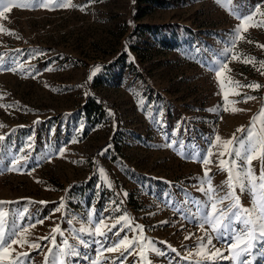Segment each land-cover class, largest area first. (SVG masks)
<instances>
[{
	"label": "rangeland",
	"instance_id": "374dc122",
	"mask_svg": "<svg viewBox=\"0 0 264 264\" xmlns=\"http://www.w3.org/2000/svg\"><path fill=\"white\" fill-rule=\"evenodd\" d=\"M24 2L11 0L0 16V57L5 67L18 69L0 71V170L16 156L29 160L21 172H0V201L9 202L0 210L13 215L26 210L25 219L17 220L21 225L28 217L44 218V223L22 237L41 247L12 245V256L28 251V264H45L53 245L38 238L59 226L63 235L55 234V244L66 240L81 253L68 264H90L84 257L94 260L97 246L79 230L89 227L94 210L95 216L106 217L108 227L122 215L142 225L143 243L151 241L164 253L149 251L150 264H194L196 257H184L195 253L196 238L204 233L198 217L181 220V212L195 214L196 202L207 200L197 190L204 166L194 157L206 154L216 135L222 140L242 136L236 130L248 127L264 108V48L258 46L264 45V26H255L264 20V0H59L69 6L50 4L51 10L18 6ZM237 14L253 20L217 78L209 69L215 54L234 39L242 22ZM166 24L172 29L151 28ZM249 83L262 87H243ZM246 95L255 99L245 102ZM87 99L100 106V116H84ZM220 151L212 148L207 166L217 196L228 191L227 173L218 170ZM252 165L258 176L260 162ZM235 194L242 207H252L248 191L237 187ZM186 195L193 203H183ZM62 200L61 211H55ZM189 233L193 236L185 240ZM125 235L132 240L140 233L124 228L120 236ZM212 243L229 255L223 243ZM139 250L124 264H138ZM119 256L104 252L101 264H116ZM251 264H264V258L255 257Z\"/></svg>",
	"mask_w": 264,
	"mask_h": 264
},
{
	"label": "snow or ice",
	"instance_id": "6c2138e0",
	"mask_svg": "<svg viewBox=\"0 0 264 264\" xmlns=\"http://www.w3.org/2000/svg\"><path fill=\"white\" fill-rule=\"evenodd\" d=\"M11 0H0V16H3L5 12L9 10V4ZM228 2V0H223ZM50 4H55L58 7H68V4L60 3L59 0H25L24 3L19 4L22 8H35L37 6L42 8H50ZM81 10H84L81 8ZM257 12L260 9L257 8ZM235 14V13H233ZM264 15V13H261ZM237 18L241 19V24L234 30V39L229 43L222 53L215 54L216 60L210 67V71H214L217 78L221 76V72L227 68L226 61L229 59V52L234 48L237 40L243 39L241 36L242 31H247L249 22L253 20V16L249 15L243 17L237 14ZM255 26H264V20L258 21ZM7 31V30H4ZM14 35V33H10ZM264 48V45H258ZM40 53H37L39 55ZM231 59L235 60V55L231 56ZM255 63L254 58H252ZM12 63H16L15 60ZM264 65V62H260ZM17 68L5 67V59L0 57V71H17ZM22 71V69H20ZM261 74H264L262 72ZM91 78V77H90ZM236 87H241L238 81L231 82ZM250 89H259L262 87L259 84L249 83L243 85ZM240 95L239 92L235 93ZM244 101L253 100V96H244ZM9 107V106H5ZM227 111V109H224ZM238 111V109H233ZM259 123V129L257 124ZM242 133V136H236L233 134L232 138L228 140H222L219 135L215 136L214 141L210 142V146L207 149L206 154L201 152L197 153L194 157L197 162L202 163L204 166L203 177L199 179L198 191L202 192L207 197L206 202H196L197 212L195 214H183L181 212V220L196 221L198 217L199 228L203 231V236L197 237V245L195 253L192 251L188 252V255L184 259L192 261L194 257V264H205L207 261H214L216 259H230L233 264H251V260L255 257L264 258V108L261 109L260 113L253 116L249 122L248 127L241 126L236 130ZM4 137L0 136V140ZM172 147V144L166 145ZM30 147V145L28 146ZM222 147L223 151L219 152L218 159V170L227 173V179L225 181L228 191L223 196H217V190L212 186L211 168L207 167L212 163L211 156L213 155L212 148ZM20 151L24 152L25 149ZM227 155L228 159H222ZM187 158V157H186ZM28 155L16 156L11 161V166L5 165L2 171L8 172H21L24 167L28 164ZM258 160L261 164L259 175L257 176L253 170L252 162ZM242 161V163H237ZM207 185V187H205ZM239 188L243 193L248 191L252 195V207L244 208L240 204L239 197L235 194V189ZM227 200L229 203L226 206L218 207L223 205V202ZM6 201H0V207H2ZM41 203H44L43 201ZM168 203H172L169 199ZM184 204H191L192 201L187 199V195L183 201ZM63 207V200L61 201L60 207L56 208L55 211H61ZM119 211V206L114 209ZM180 212V209H177ZM26 210L21 211L13 215L10 211L5 212L0 210V264H28L30 255L28 251L16 252L15 256L9 249H12V245L19 244L21 248L27 244L30 249H39L41 247L38 241L30 242L27 239H23L24 234L28 233L29 228H34L36 224H43L44 218H32L28 217V223L21 225L17 223V220H24ZM89 219L87 221L89 227H81L80 232H87L90 237H93L92 243L96 247V258L93 260L91 257L85 256V259L90 260V264H101V258L104 252H119L120 256L117 257L116 264H124L127 260V256L133 255L136 252V248L139 247V252L136 253L140 260L138 264H150L147 260V253L149 251L156 252L159 255L164 253L159 249L155 248L151 241L143 243L146 238L143 236V226L133 225L132 221L125 215H122L108 227L105 224L103 215L95 216L94 210L90 212ZM11 217V218H9ZM34 219V222H32ZM98 221V222H96ZM161 223H167L162 221ZM94 225V228L92 227ZM117 225H121L120 229L113 232L112 229L116 228ZM205 225L208 228H205ZM107 230H103V228ZM124 228H129L135 232H139V237L133 236L132 240H129L127 235L121 238L120 233ZM210 229V230H209ZM112 233L113 240L109 236ZM55 234L63 235L59 226L51 229L49 236L39 237L38 240H51L53 247L49 248L45 253V264H68V258L78 257L81 255L75 247L68 244L65 240L62 246L55 244ZM78 235V234H77ZM193 236L189 233L185 236V240L190 239ZM213 240L223 243L228 252V256H224L220 248H215ZM80 243L87 247L88 244L84 240H80ZM161 243H166L161 241ZM107 245V246H106ZM171 251L175 252L176 249L168 246ZM214 249V250H211ZM234 250V251H233ZM15 252V249H12ZM127 254V255H126ZM104 260L109 259L103 257Z\"/></svg>",
	"mask_w": 264,
	"mask_h": 264
},
{
	"label": "trees",
	"instance_id": "16d2710c",
	"mask_svg": "<svg viewBox=\"0 0 264 264\" xmlns=\"http://www.w3.org/2000/svg\"><path fill=\"white\" fill-rule=\"evenodd\" d=\"M151 28L152 29L159 28L160 30H171L172 29V25H170V24L160 25V26L159 25H157V26L153 25ZM82 110H83L84 116L87 119L90 118L91 114H95L97 116H100V114H101L100 106L97 103H95L93 100H90V99H87L83 103Z\"/></svg>",
	"mask_w": 264,
	"mask_h": 264
}]
</instances>
